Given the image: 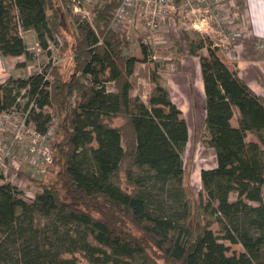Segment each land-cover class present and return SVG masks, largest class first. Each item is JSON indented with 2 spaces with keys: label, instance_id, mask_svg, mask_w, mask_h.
<instances>
[{
  "label": "trees",
  "instance_id": "1",
  "mask_svg": "<svg viewBox=\"0 0 264 264\" xmlns=\"http://www.w3.org/2000/svg\"><path fill=\"white\" fill-rule=\"evenodd\" d=\"M120 1L92 8L98 32L77 21L69 43L76 73L65 76L53 59L0 81V111L22 95L24 107L34 103L38 132L54 123L52 162L45 174L25 178L31 196L0 173V264H159L150 246L170 264H264L263 100L203 39L195 46L184 39L190 54L207 47L199 55L201 141L214 156L200 170L199 191L190 192L183 181L188 127L167 87L154 75L147 103L130 95L135 64L149 53L141 45V57L124 54L129 37L109 27ZM66 6L0 0V56L30 57L20 30L34 31L48 51L70 24ZM248 131L257 140H246Z\"/></svg>",
  "mask_w": 264,
  "mask_h": 264
},
{
  "label": "rangeland",
  "instance_id": "2",
  "mask_svg": "<svg viewBox=\"0 0 264 264\" xmlns=\"http://www.w3.org/2000/svg\"><path fill=\"white\" fill-rule=\"evenodd\" d=\"M66 1V15L70 21L65 32L59 33L61 41L50 42L48 51L40 48L35 32L20 30L30 57L0 56V81L10 77H26L48 65L53 59H59L64 66L65 76L76 73L70 60L69 43L75 38L77 21H87L95 31V14L92 8L107 0H82L80 9L73 10V1ZM118 1V0H117ZM179 9L168 13L161 23V29L155 33L152 44L144 40L139 31L142 24L141 14L136 19L133 31L129 34L126 55L141 57V45H145L149 58L135 64L131 80V96H138L147 103L154 87L152 76L165 85L171 100L180 109L188 127V141L183 154L184 183L190 192L196 194L201 186V168L214 165L212 149L201 141L204 118L203 84L200 74L199 55H207V47L200 48L196 54H190L185 38L192 46L200 39L215 50L226 66L235 72L248 87L264 102V0H177ZM171 11V10H170ZM175 27V28H174ZM98 32V31H97ZM76 36V34H75ZM153 37V36H152ZM62 42V43H61ZM51 79V76H49ZM108 88L115 87L108 82ZM46 110L52 111L46 107ZM57 114V112H56ZM238 110L233 109L231 123L237 124ZM120 118L112 122L118 124ZM246 140H257L254 133L246 132ZM55 174V173H54ZM54 174L48 175V180ZM22 185L24 183H21ZM25 184L27 180L25 179ZM264 195V188H263ZM234 193L230 198H234ZM214 228V227H213ZM225 243L229 244L227 241ZM230 249L239 251V244H229ZM159 264H170L169 260L157 249L148 247ZM79 264H88L80 258Z\"/></svg>",
  "mask_w": 264,
  "mask_h": 264
},
{
  "label": "built area",
  "instance_id": "3",
  "mask_svg": "<svg viewBox=\"0 0 264 264\" xmlns=\"http://www.w3.org/2000/svg\"><path fill=\"white\" fill-rule=\"evenodd\" d=\"M72 1L73 10L80 9V0ZM176 1L121 0L109 27L123 31L129 37L137 17L142 14L143 22L139 31L144 40L152 44L166 15L179 9L180 5H175ZM16 102L8 111H0V173L4 180L13 182L17 187L27 188V195L31 196L33 187L29 181L25 184V178L45 174L52 162L49 140L53 135L54 123L50 122L45 132H38L30 121V108L34 103L29 102L24 107L22 95L17 97Z\"/></svg>",
  "mask_w": 264,
  "mask_h": 264
},
{
  "label": "crops",
  "instance_id": "4",
  "mask_svg": "<svg viewBox=\"0 0 264 264\" xmlns=\"http://www.w3.org/2000/svg\"><path fill=\"white\" fill-rule=\"evenodd\" d=\"M203 95H204V93H203Z\"/></svg>",
  "mask_w": 264,
  "mask_h": 264
}]
</instances>
